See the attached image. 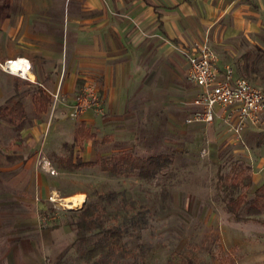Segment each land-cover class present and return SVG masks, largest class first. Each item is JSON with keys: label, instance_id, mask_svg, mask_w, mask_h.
<instances>
[{"label": "crops", "instance_id": "obj_1", "mask_svg": "<svg viewBox=\"0 0 264 264\" xmlns=\"http://www.w3.org/2000/svg\"><path fill=\"white\" fill-rule=\"evenodd\" d=\"M195 42H206L217 53L221 73L229 67L236 78L260 85L257 79L264 78V0H0V63L27 60L32 66L27 80L2 69L14 77L13 104L31 93L35 110L33 98L38 88L51 101L49 111L20 136L29 137L33 145L42 141L44 147L45 135L52 127L57 140L47 144L51 154L60 153L67 144L63 138L69 137L72 145L82 125L95 136L84 145L121 137L131 140L134 130L126 127L136 124L141 113L165 118L168 135L203 141L209 157L235 153L252 160L254 154L263 153L264 114L261 128L245 130L241 139L227 133L221 119L210 125L185 123L195 111L190 104L200 93L188 80L184 54ZM88 84L99 94L103 113L91 111L74 124L66 123L62 117ZM20 102L27 111L26 104ZM87 148L86 153H92ZM15 156L24 160L8 159L11 166L0 169V175H9L7 180L1 179L0 199L13 200L0 203L1 211H11L13 224L5 236L0 233L4 242L0 264H52L57 243L53 236L58 231L43 226L41 214L43 202L55 191L51 192L38 153H13L8 158ZM51 156L59 168L61 159ZM249 167L254 185L261 183L259 188L264 180L253 172L252 162ZM4 219L2 213L3 233ZM63 249L57 260L67 247Z\"/></svg>", "mask_w": 264, "mask_h": 264}, {"label": "rangeland", "instance_id": "obj_2", "mask_svg": "<svg viewBox=\"0 0 264 264\" xmlns=\"http://www.w3.org/2000/svg\"><path fill=\"white\" fill-rule=\"evenodd\" d=\"M2 64L4 65L0 63ZM12 79L14 77L4 74L0 66V106L13 104ZM257 80L262 83L256 86L264 85V78ZM26 88L21 86L22 91H27ZM31 95H22L18 100L26 104L29 121L33 123L37 116L31 106ZM69 114L70 111L62 118L66 119V123L74 124L76 120L71 119ZM153 121L157 123L155 126L151 124ZM126 128L134 130L135 138L133 136L130 140L128 137H121L110 142H91L89 146L85 143L83 151H79V148L70 149L71 144L68 142L71 139L66 137L62 142L67 144L62 146L60 153L51 154L48 151V142L57 140L52 127L45 135L43 147L42 141L33 145L29 137L18 136L12 126L5 122L0 123V169L11 166L8 155L38 153L39 165L41 158L45 157L57 172L58 169L61 170L58 175H51L44 170L46 175H49L51 192L55 191L50 195H56L59 198L57 200H61L60 203L65 206L58 203L55 208L48 199L43 202L47 215L43 226L58 231L53 236L57 243L51 255L52 264L59 260L57 257L65 250L64 246L67 247L65 253L75 246V230L69 224L74 221L73 213L81 210L85 204L80 209L71 210L75 208L71 198L83 196L87 202L90 199L97 200L99 195L109 192L122 194L126 199L125 206L121 197L112 205L103 203L108 216L107 225L123 226L122 244L127 254L126 258L121 260L124 264H168L172 256L178 254L194 258L200 264H221L220 259L233 254L236 264H264V214L259 218L263 222H236L226 211L222 191L224 181L220 180V176L231 173L234 166H250L252 162L253 172H257L263 181L264 150L263 153L254 154L252 160L235 153H216L209 157V153H204L203 141L180 134L168 135L167 130L170 128L166 125L165 118L145 117L143 113L136 120V124ZM261 133V138L264 139V132ZM87 147L91 148L92 153H86ZM123 149L133 150L142 158L170 154L174 163L151 182L140 181L134 176L111 179L101 173L99 167L78 171L68 167L70 158H73L74 162L80 157L86 161H95L99 155L111 156ZM50 154L61 159L59 168L54 166L53 156ZM50 177L56 181H52ZM6 178H9V175H0V190L3 187L1 183L4 184L1 179L7 180ZM260 184L258 182L251 190L238 192L236 196L251 199ZM12 201V198L0 199L3 204H11ZM139 211L141 221L133 224L131 219L136 218ZM2 213L6 218L3 221L6 232L3 233L2 228L0 233L4 235L11 230L13 224L10 220V210L3 212L0 206V215ZM2 239L3 237H0V247L4 244ZM95 239H90L82 249H90ZM77 247L78 245L72 251L73 255L71 252L67 254L62 264H85L75 254Z\"/></svg>", "mask_w": 264, "mask_h": 264}, {"label": "trees", "instance_id": "obj_3", "mask_svg": "<svg viewBox=\"0 0 264 264\" xmlns=\"http://www.w3.org/2000/svg\"><path fill=\"white\" fill-rule=\"evenodd\" d=\"M16 95H18V84L15 85ZM35 114L39 118L49 111L51 101L47 94L38 88L33 98ZM5 122L13 126L17 135L31 124L27 111L22 102L17 101L12 106L0 107V123ZM95 136L84 126H80L76 133L74 143L70 146L73 150L77 147L82 148L85 141L93 140ZM10 161H23V156L9 157ZM174 163L170 154H159L142 158L137 156L133 150H124L111 156H97L95 161L85 162L77 158L68 161V167L73 171L85 168L99 167L101 173L111 179L123 177H136L143 182L153 181L160 173L170 168ZM223 180L222 191L224 193L223 202L228 214L236 222L258 220L264 214V183L254 192L251 199L243 196H236L238 192L249 191L254 185L251 167H233L231 173L220 176ZM121 197L123 205H126L124 195L109 192L105 195H99L97 200H88L83 208L75 211L73 214L74 221L69 224L75 230L76 239L74 245H78L76 255L85 264H124L121 260L125 259L127 254L125 246L122 244L124 239L123 226H108V216L106 207L103 203L112 205ZM43 221L47 219L46 213L41 214ZM133 224L141 221V211L136 214V218L131 219ZM137 220V221H136ZM262 221V220H261ZM263 222V221H262ZM264 223V222H263ZM95 239L93 246L88 250H83L90 239ZM75 246L64 253L56 264H62L67 254L74 251ZM73 255V253H72ZM221 264H236L234 254L220 259ZM168 264H200L194 258L173 255Z\"/></svg>", "mask_w": 264, "mask_h": 264}, {"label": "built area", "instance_id": "obj_4", "mask_svg": "<svg viewBox=\"0 0 264 264\" xmlns=\"http://www.w3.org/2000/svg\"><path fill=\"white\" fill-rule=\"evenodd\" d=\"M184 54L189 64L188 80L200 88V93L190 104L195 111L185 121L187 125H210L216 119H221L224 123V130L239 139L245 130L261 128L264 114V88L257 87L244 78H236L229 67L221 73L218 69L219 56L206 42L193 43ZM16 62L21 63L24 71L11 72L9 65ZM0 66L8 73L24 80L28 79V73L32 68L27 60L9 61ZM57 101L58 96L54 97L53 107ZM91 111L103 113L99 94L93 85L88 84L76 95L69 117L78 120ZM204 153L206 154L205 151ZM40 166L51 175H58L45 157L41 158ZM56 197L52 194L48 198L55 208L61 202ZM61 206L64 205L61 204Z\"/></svg>", "mask_w": 264, "mask_h": 264}, {"label": "bare ground", "instance_id": "obj_5", "mask_svg": "<svg viewBox=\"0 0 264 264\" xmlns=\"http://www.w3.org/2000/svg\"><path fill=\"white\" fill-rule=\"evenodd\" d=\"M9 68H10L12 73H19L21 71H24V67L21 65L20 62L10 64ZM22 74H26V73H22ZM71 201H73L75 203V208H73L71 210H77V209L82 208V206L86 202V199L83 196H76V197L71 198Z\"/></svg>", "mask_w": 264, "mask_h": 264}]
</instances>
